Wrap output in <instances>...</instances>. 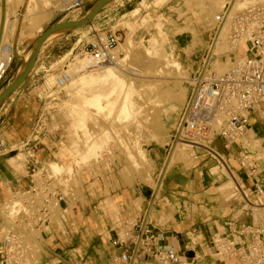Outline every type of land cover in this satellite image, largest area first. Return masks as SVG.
Instances as JSON below:
<instances>
[{
	"label": "rangeland",
	"instance_id": "obj_1",
	"mask_svg": "<svg viewBox=\"0 0 264 264\" xmlns=\"http://www.w3.org/2000/svg\"><path fill=\"white\" fill-rule=\"evenodd\" d=\"M146 1L148 4L154 2V0ZM140 2L142 0H88L84 11L64 12L62 11L63 8H57V6L63 5L62 0H53V5L50 8L48 7V10L41 7L40 11L42 10V12L35 16L40 20L43 27V31L36 32V28H31L29 25L28 5L23 4V0H13L12 3L11 0H0V44L4 42L11 44L15 50L10 70L5 80L0 84V93L14 86L12 93H17L23 89L25 93L32 97V102L39 103L38 114L34 120V126L37 127L36 130L39 134L38 139L36 138L34 141L35 148H33V152L42 165L57 160L70 163L73 157L69 155L83 142L81 146L86 143L87 136L84 134L85 132H82L84 129L80 127L79 129L74 123L75 113L72 110L73 104L81 103L82 98L80 96L82 95L79 96L81 99L78 100V95H73L72 98L67 91L57 92L54 82L51 84L49 80L70 68V63L75 56L82 52L81 48L88 41L91 31L116 30L122 36L121 42L130 36L132 52L140 58L142 56L141 51L145 48L147 58L151 59L148 61L146 58L145 62L143 61L144 63L140 62V59L138 61L134 59V63L139 64L138 67L141 70L148 66L149 68L155 67L156 58L154 57L158 52L155 45H157L159 51L163 50V52L170 55L172 53L174 58L182 63L183 76L191 81L190 74L199 66L200 60L209 45L214 16L221 7H218L214 0H164L161 2L164 5L159 4L161 7L158 5V7L148 9L151 15L143 12L142 17L146 21L142 20L141 22L139 19L135 25L125 23L126 19L129 18L125 14L134 10L140 5ZM99 4L103 6L98 12H95ZM92 8L93 11L90 12ZM84 16L85 19L81 20ZM158 16H161V18L159 17V19ZM13 20L16 27L14 26L13 30H9L10 22ZM159 20L163 24L160 27L161 29L153 26ZM85 21L87 22L75 27L77 23ZM59 30H62L60 37L52 45L44 47L46 42H43V40L46 36ZM43 36L45 38L39 46V51L35 54L37 41ZM78 41H80V44L75 47ZM72 48H74L72 55L69 59L63 60L66 53ZM153 58L154 60H152ZM222 62L226 61L223 60ZM22 64L24 71L19 76L17 71ZM230 65L231 63L228 64V67ZM215 67H218V65ZM162 75L164 74L158 72L154 78H160ZM161 80V82L154 84L150 81V78L149 80L136 81L137 91L134 93L133 99L136 104L134 112L136 111L135 113L138 114L133 115L130 119L136 117L130 122L116 121L114 114L111 116L103 112L109 115L107 119V117L104 118V114L102 116L98 111L88 109V115L84 117L87 121L88 130L93 135H97L105 128H110L111 133L107 138L103 137L106 138L105 140L102 139V143H104L101 148L102 156L99 159L94 157L85 163L83 161L75 163L77 160L72 163L73 171L71 172L70 169L69 172L70 176L74 177L73 184L77 191V199L70 203L64 217L59 215L55 221L59 226L57 228H60L64 233L69 231V216L76 218V215H78L77 219L83 220V218H88L93 214L91 209H95L94 206L100 205L102 212L104 208L106 212L112 207L113 210L117 211V214L122 213L121 217L125 216L126 210L123 209L125 204L123 203L121 206L123 200H128L126 202L128 203L138 198L136 201L138 203L142 202L138 190L146 188L151 191L150 186L155 187L156 178L162 169L164 172L170 152L171 154L174 153L175 160L166 170L162 188L164 190L163 195H167L172 191L174 200L170 205L171 209L165 210V208L161 212L165 217L175 219L177 229L189 226L190 222L196 223L197 220H193V216L201 215L203 217L206 215L204 218H207L216 215L208 222L209 226L207 225L203 232L209 231L211 227L216 231L220 228L219 226H222L219 229L222 232L228 220V215L231 213L227 202L232 207L235 204V200L231 195L225 197L219 192L224 189L219 186L220 184L227 181V187L230 188V182L232 181L227 167L225 168L217 162V157L225 159L224 154L209 150L214 156L213 158L207 151L196 148L197 145L203 142H189L187 144L183 142V145L180 144L179 147L174 143L172 147L170 136L173 134L174 125L183 110L190 86L180 84L173 90L169 86L170 84L166 82V78ZM10 95L5 97L4 100ZM12 99H14V95ZM141 106L144 108L140 110L141 112H138L137 110L142 108ZM1 129L2 125L0 123V131ZM256 133L262 139L261 142L256 139L257 144H261L260 148L258 147L257 150L251 145L248 148L255 151L253 157L258 160L260 168L263 170L264 158L259 155L260 151L264 154L263 124L259 123L257 125ZM193 143L199 144L192 145ZM204 143L214 150H221V148H217L215 141L208 140ZM249 143L251 142L249 141ZM43 152L48 153L45 158L40 157ZM18 154H23L22 160L25 164L27 154L24 148L8 157L9 162H5L16 173L27 175L24 164L19 167L17 164H20V161L16 163L10 161ZM49 154H51L50 157H48ZM230 162L232 165L237 166L235 159H231ZM15 165L18 167L16 168ZM225 169L227 170L225 171ZM189 172L192 173L191 177H188ZM68 173L65 174L68 175ZM27 180L29 183V177ZM26 185V183H23L21 187L5 192L6 197L0 205V217L3 220L8 215L3 209L7 200L11 198L14 191L24 188ZM206 203H208L207 206H205ZM201 205H204V207H200ZM78 209L79 211H76ZM91 230L92 228L88 229V232H91ZM48 232L50 236L53 234V231L48 230ZM187 235L189 234L187 233ZM195 237L191 240L196 244L198 238ZM76 249V252L83 256V260L78 258L81 264H111L106 256L104 258L100 256L99 259L94 257L92 251L84 255L79 248ZM204 251H206V254L210 253L206 249Z\"/></svg>",
	"mask_w": 264,
	"mask_h": 264
},
{
	"label": "built area",
	"instance_id": "obj_2",
	"mask_svg": "<svg viewBox=\"0 0 264 264\" xmlns=\"http://www.w3.org/2000/svg\"><path fill=\"white\" fill-rule=\"evenodd\" d=\"M87 1L68 0L63 11L82 12ZM234 1L244 6L233 9ZM224 24L228 27V51L212 55L211 46ZM121 41L116 30H93L81 51L97 66L115 64ZM13 54L8 63L0 58V84L10 70ZM227 59L231 65L219 72L215 64ZM190 78L183 110L170 136L172 146L180 141L195 142L194 134L207 130L205 141H215L221 148L210 151L224 154L223 161L233 180L230 191L235 204L232 207L225 201L231 213L222 232L217 229L216 236L212 234L206 243L209 254H198L188 244L181 245L175 235L161 230L151 213L161 190L156 192V187L150 186L147 209L137 216H123L114 229L112 264H264V169L260 170V163L253 157L255 151L246 144L248 131H257L259 123L264 125V0H224L215 13L209 45ZM69 80L65 71L59 73L56 88L63 89ZM35 140L31 135L13 147L0 136V159L24 148L29 177V183L9 198L10 202H18L8 205L10 211L4 216L0 264H43L48 230L59 227L57 216L64 217L70 203L77 199L73 176L54 175L45 169L33 152ZM199 148L214 158L209 146ZM231 159L237 166L231 164ZM164 175L162 169L155 185L160 179L163 185ZM57 257L54 264H77L60 254ZM73 258L83 260L76 250Z\"/></svg>",
	"mask_w": 264,
	"mask_h": 264
},
{
	"label": "bare ground",
	"instance_id": "obj_3",
	"mask_svg": "<svg viewBox=\"0 0 264 264\" xmlns=\"http://www.w3.org/2000/svg\"><path fill=\"white\" fill-rule=\"evenodd\" d=\"M162 1H164V0H154L153 3L148 4V2L146 0H142V2H140L139 6H137L134 10H131L125 14V15H127V17H129L128 19H126L127 21L125 23H128L130 25H133V24L135 25L139 19L142 22V20H144V17H142V15L144 14L143 12L149 13L148 12L149 8L158 7L159 4L164 5L161 3ZM62 2H63V5L57 6V8H63V10H64L67 6L68 0H62ZM214 2L218 7H222L224 4V0H214ZM25 3L28 5L27 14H28V17L30 16V18L28 20V22L30 21L29 22L30 27L36 28V32L41 31L42 25L40 23V20L37 17L35 18V16L39 15V13L42 12V10L40 11L41 7L46 8L48 10L50 8V6L53 5V0H26L23 2V4H25ZM243 6H244V4H242L241 2H236V1H234L231 5V7L233 9H240ZM170 9H172V8H170ZM7 11H9V10L7 9ZM91 11H93V8L90 9V12ZM44 13H46V11H44ZM27 14H25V15H27ZM159 17L161 18V16H158V18ZM83 19H85V16L81 18V20H83ZM23 20H25V19H23ZM144 21H146V20H144ZM14 23H15L14 20L10 22L9 30L14 29V26H15ZM162 25H163L162 22L160 23V20H159V21H156L153 26H155L157 29H159ZM227 33H228V27H227V24H224L221 27L213 45L211 46V54L212 55H217V54L225 53L228 51ZM61 34H62V30L61 31L59 30L58 32L49 34L48 36H46V38L44 37L45 39L43 40V42H46L44 47L52 45L55 42V40L60 37ZM78 44H80V41L76 42L75 47ZM155 46H156V49L158 51L157 55H159V56L156 55V57H154V58H156V62H154L155 67L149 68V66H148L142 70L138 67L139 64L136 65L135 64L136 62L134 63V61L135 60L138 61V59H140V62L142 61V63H144L145 59L148 57L146 55V49L143 48V50L141 51L142 56L140 55L141 57L138 58V55H136L132 52V40H131L130 36L126 37L125 40L120 43L119 48H118V53L120 54V56L118 57V61L115 64H110V65H105V66H97L91 60L89 55L84 53V52L83 53L81 52L80 54L75 56L73 61L70 63V68L68 70H65V72L70 76L69 82L66 84V86L63 89L56 88V90H57V92H60L61 90H64L65 92L67 91V93L72 98L74 97L73 95H78V97L80 95H82V96H80L82 98V100H81L82 104L80 102L77 104L76 103L73 104L72 110L75 113L74 123L76 124V126H78V128L80 127V128L84 129V131L82 130V132L83 133L85 132L84 134H86L87 140L86 141L84 140L86 142L84 144V146H81L84 143L83 142L80 146H78V148H76V150H74L73 153H71L69 155V156L73 157L72 160L70 161V163H63L60 160L59 161L57 160L54 162H48V163L46 162V164H44V166H43L45 169H47L50 173H53L54 175H63L65 173H68L70 171V169H71V172L73 171L71 166H72V163L76 160L77 161L75 163H78L80 161H83L85 163L86 161H88L89 159L94 158V157L99 159L102 156V151H101L102 149L101 148H102L103 143H104V142L102 143V141L105 140L108 137V135H110V133H111L109 131L110 128H105L104 131H102L101 133H99L97 135H93L88 130V128L86 126L87 121H86V118H84V117L86 115H88V112H89L88 109H94V110L98 111L99 113H101V115L104 114L105 112L111 116H113L112 114H114L116 117L115 118L116 121L118 120V121L123 122V123H125L127 121L130 122V120H133L136 116H134L133 119H130V118L133 115L138 114V113L137 114L135 113L136 111L134 112L136 104H135V101L133 99V95L137 91V85H136L137 80L143 81L145 79L149 80V78H150V81L154 84L156 82H161L162 78H166V82H168L170 84L169 86L173 90L177 87V85H180V84L181 85H187V86L191 85V81L187 77L183 76L184 69H183L182 63L178 59H175L174 56L172 55V53H171V55L168 53L169 54L168 55L165 52H163V50L159 51V48L157 45H155ZM74 48L70 49L66 53L63 60L69 59V57L73 53ZM12 53H14V55H15V50H14L13 45L7 44L5 42L0 44V58L3 61L8 63L9 60H11V54ZM122 53H123V56L121 57ZM138 53H139V51H138ZM154 58L152 60H154ZM149 60H151V59H148V61ZM148 61H147V63H148ZM225 61L226 62H218L215 64V66L218 65V67H216V69L219 72L225 71V69L228 67V64L231 63L230 59H227ZM23 71H24V67L22 64V65H20V67L17 71V74H19V76H20V75H22ZM158 72L163 73L164 75L165 74H169V75H165V76L162 75V76H160V78H154L156 76V74H158ZM17 81H19V80H17ZM49 81H51L50 82L51 84H52V82H54V87H56L55 85H56V81H57V76H55L53 79L50 78ZM49 81H48V83H49ZM50 83H49V85H50ZM80 97L78 98V100L81 99ZM141 107L142 108L137 110L138 112H141L140 110H142L144 108L143 106H141ZM133 113H135V114H133ZM104 115H102V116H104V118L107 117V119H108L109 115H107V114H104ZM111 116H110V118H111ZM255 129L248 131V134L246 136V141H247L246 144H247V147H249L251 145V146L255 147V149L258 150V147L260 148L261 144L260 143L257 144L256 139H259V142H261L262 139H261V137H259L257 135ZM207 132L208 131L204 130V129L201 130V133L196 132L194 134V138L196 139L195 142H203V143L206 142L204 135H206ZM38 134H39V132L33 133L32 134L33 138L38 139ZM103 137H106V138H103ZM79 141H81V140H79ZM249 141L251 143H249ZM185 143L187 144V142H185ZM203 143L197 145L196 148H199L201 146L206 147V144L205 143L203 144ZM180 144L183 145V141H180L178 144H176V146L179 147V146H181ZM210 149H212V148L209 147V150ZM259 155L262 158H264V154L261 151L259 152ZM22 156H23V154H18L17 156L11 158L10 161L12 163H14V162L16 163V162L20 161L19 162L20 164H17L20 167L24 164V160H22ZM132 157H134V156L132 155ZM217 159H218L217 162L221 163L226 168V165H225L223 159L221 157H217ZM174 160H175V155H174V153L171 154V152H170V155L168 156V158L166 160L167 164H166L165 170L163 172V175L166 173V170H168V166L170 164H172V162ZM18 166H16V168ZM68 175H70V172L68 173ZM161 184H162V180L160 179V182L157 185H155L156 192H159L161 190V187H162ZM232 184H233V180L230 182L231 187H232ZM17 202H18V199H12L11 202L9 200H7V202L3 208L4 211L8 214V212L10 211V209H8V205L10 207V206H12V204L17 203ZM190 241L193 243V245H191L190 247L194 248L193 246L195 245V243L191 239H190ZM197 253L199 254V252H197ZM224 264H233V263L232 262L231 263L230 262H227V263L224 262Z\"/></svg>",
	"mask_w": 264,
	"mask_h": 264
},
{
	"label": "crops",
	"instance_id": "obj_4",
	"mask_svg": "<svg viewBox=\"0 0 264 264\" xmlns=\"http://www.w3.org/2000/svg\"><path fill=\"white\" fill-rule=\"evenodd\" d=\"M12 2L13 0H11V3ZM41 31H43V27ZM13 95L14 99H12ZM38 109L39 103L36 104V102H32V97L25 93V90L23 89L19 90L17 93H12L10 97L0 103V123L2 125L0 132L1 136L7 140L10 146H19L30 139L33 130L35 129L34 120L38 114ZM195 144L199 143H193L192 145ZM46 155H48V153L43 152L40 154V157L45 158ZM50 156L51 154H49L48 157ZM5 161L9 162L7 158L0 159V205L6 197V191L10 192L15 190L18 187H21L23 183L28 184V177L23 173H16V171L13 170L10 165H7ZM226 170L227 169H225V171ZM191 174L192 173L189 172L188 177H191ZM219 186L224 188L222 192L219 191L223 196L229 197V195H231V187H227V181L220 184ZM163 191L164 190L162 188L159 195L160 199L158 200L159 197L157 198L151 209L152 215H155L154 220L156 222L159 221L161 230L168 231V233L175 235L181 245H193L189 239L193 237L196 238L195 236H197L198 240L193 247L197 250V252L205 253L206 251L204 250L206 249V243L210 240L212 234L214 236H216V234L213 227H211V229L207 232L203 231L208 225V222L213 218V216L216 217V215H212L207 218H204L206 215L203 217L201 215L196 217L193 216V220H197L196 223L190 222L189 226L187 225V227H184L183 229H177L175 219L172 220V218L165 217L161 212V210L165 208V210L171 209L170 205L174 200V193L171 191L167 195H163ZM97 194L99 195V192ZM138 194L139 198H142L141 203L136 201L138 198L132 202H128L130 204L126 203L128 201L126 199L121 203V206L123 203L125 204L123 209L124 211L126 210V215L137 216L142 214L147 209L151 191L146 188H141L138 190ZM133 202L134 204H132ZM207 205L208 203L205 204V206ZM200 207H204V205H201ZM94 208L95 209H91V213L93 214L88 218H83V220L77 219L78 215H76V218L69 216V231L66 233L57 227L52 228L53 234L49 236L45 243L43 264L56 263L58 261V254H60L66 260H70L72 262L75 261L78 264V259L74 260L73 258L74 250H77L76 248H79L84 255H87L90 251H92L95 258L100 259L102 256L103 258L106 256V258L111 261V256L114 252L111 242L115 237L114 229L118 225L122 213L119 212V214H117V211L115 209L113 210L112 207L106 212V209L104 208V213L101 211L100 205L94 206ZM76 211H79V209ZM219 227V229L222 228V226ZM3 228L4 221L0 217V240L3 236ZM91 228V232H88V229ZM187 233L189 235H187ZM74 246L77 247L73 248Z\"/></svg>",
	"mask_w": 264,
	"mask_h": 264
},
{
	"label": "water",
	"instance_id": "obj_5",
	"mask_svg": "<svg viewBox=\"0 0 264 264\" xmlns=\"http://www.w3.org/2000/svg\"><path fill=\"white\" fill-rule=\"evenodd\" d=\"M102 6H103V5L99 4L98 7H96L95 12H98L99 9H100ZM92 18H93V17H92ZM92 18H91V19H92ZM87 21H88V20H87ZM87 21H85V22H83V23H77V24L75 23V24H76L75 27L80 26V25L86 23ZM44 36H45V35H44ZM44 36L41 37L40 39H38V41H37V45H36V51H35V54H36V52L39 51V49H40L39 46L41 45ZM34 56H35V55H34ZM33 58H34V57H33ZM16 82H17V81H16ZM13 91H14V86H13V87H9V88H7V90H6L5 92H3V93H0V103L4 100L5 97H7L8 95H10Z\"/></svg>",
	"mask_w": 264,
	"mask_h": 264
}]
</instances>
